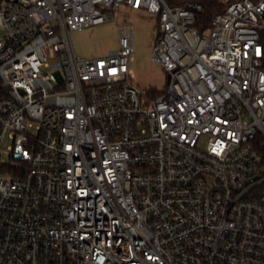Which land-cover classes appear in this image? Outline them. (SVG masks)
<instances>
[{
    "label": "built area",
    "instance_id": "built-area-1",
    "mask_svg": "<svg viewBox=\"0 0 264 264\" xmlns=\"http://www.w3.org/2000/svg\"><path fill=\"white\" fill-rule=\"evenodd\" d=\"M122 5L158 14L99 57L69 32ZM200 2L0 0V264H264V0L200 34Z\"/></svg>",
    "mask_w": 264,
    "mask_h": 264
},
{
    "label": "rangeland",
    "instance_id": "rangeland-1",
    "mask_svg": "<svg viewBox=\"0 0 264 264\" xmlns=\"http://www.w3.org/2000/svg\"><path fill=\"white\" fill-rule=\"evenodd\" d=\"M110 11L115 14L114 17L69 32L75 53L84 58L103 56L119 48L122 29L126 33L133 29L134 83L142 90L167 88L166 71L152 59L157 43L158 14L127 5Z\"/></svg>",
    "mask_w": 264,
    "mask_h": 264
},
{
    "label": "trees",
    "instance_id": "trees-1",
    "mask_svg": "<svg viewBox=\"0 0 264 264\" xmlns=\"http://www.w3.org/2000/svg\"><path fill=\"white\" fill-rule=\"evenodd\" d=\"M171 5H182L187 2H200L203 10L197 15L194 27L200 34H205L212 28L214 15L224 10L228 5L237 0H167ZM258 1V0H253Z\"/></svg>",
    "mask_w": 264,
    "mask_h": 264
}]
</instances>
